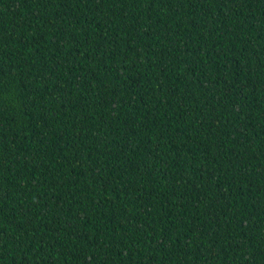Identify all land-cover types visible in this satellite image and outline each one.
I'll return each instance as SVG.
<instances>
[{"label": "trees", "instance_id": "16d2710c", "mask_svg": "<svg viewBox=\"0 0 264 264\" xmlns=\"http://www.w3.org/2000/svg\"><path fill=\"white\" fill-rule=\"evenodd\" d=\"M0 264H264V0H0Z\"/></svg>", "mask_w": 264, "mask_h": 264}]
</instances>
